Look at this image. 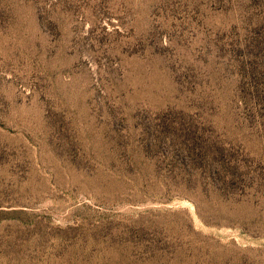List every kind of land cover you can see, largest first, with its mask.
I'll use <instances>...</instances> for the list:
<instances>
[{"label":"rangeland","instance_id":"obj_1","mask_svg":"<svg viewBox=\"0 0 264 264\" xmlns=\"http://www.w3.org/2000/svg\"><path fill=\"white\" fill-rule=\"evenodd\" d=\"M0 264H264V0H0Z\"/></svg>","mask_w":264,"mask_h":264}]
</instances>
